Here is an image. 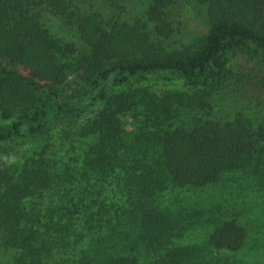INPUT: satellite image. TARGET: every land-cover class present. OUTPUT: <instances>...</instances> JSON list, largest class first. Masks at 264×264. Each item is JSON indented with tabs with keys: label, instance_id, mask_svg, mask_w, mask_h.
Instances as JSON below:
<instances>
[{
	"label": "trees",
	"instance_id": "1",
	"mask_svg": "<svg viewBox=\"0 0 264 264\" xmlns=\"http://www.w3.org/2000/svg\"><path fill=\"white\" fill-rule=\"evenodd\" d=\"M111 1L105 21L97 0H0V264H264V234L239 222L232 199L183 212L158 203L171 187L229 185L234 173L264 181V131L194 118L233 58L264 61V0H204L210 28L185 52L148 49L143 22H121ZM174 3L151 0L144 20L168 18ZM71 70L86 92H61ZM153 80L191 93L144 87ZM130 115L143 120L138 138ZM75 133L89 139L77 171L49 140ZM26 143L33 151L12 149ZM208 223L209 237L181 242Z\"/></svg>",
	"mask_w": 264,
	"mask_h": 264
},
{
	"label": "rangeland",
	"instance_id": "2",
	"mask_svg": "<svg viewBox=\"0 0 264 264\" xmlns=\"http://www.w3.org/2000/svg\"><path fill=\"white\" fill-rule=\"evenodd\" d=\"M150 3L151 0H119L117 4L123 18L121 22L129 20L128 26L131 28L135 27L136 22H143L137 26L139 29L136 33L140 34L146 47L148 44L150 46L158 44V48L164 52L191 51L192 47L207 34L210 28L208 6L204 0H176V3L172 5L169 17H161L155 22L144 20L145 11ZM96 4L102 19L110 21L114 15L115 7L112 6V1L97 0ZM85 6L84 9H88V6ZM42 20L52 34L61 39L66 38L72 44L78 45V42L73 39L74 31L65 29L57 19L43 17ZM153 48L155 47L152 46L148 49ZM66 75V80L60 86L62 93L72 96L86 92L84 84L75 70L67 72ZM144 87L159 94L169 90L191 93V90L179 81L153 80L146 83ZM208 87L215 90L210 107L208 105L206 110L194 114V118L201 122L210 121L212 124L221 126L247 129L256 136L264 131V61L237 56L230 61L223 74ZM100 109L98 107L94 112L88 113L86 119L92 118ZM141 122L143 120L138 121L134 116L127 117L126 129H128L131 138H138V128ZM80 135L75 133L66 140L58 137L56 139L54 136L55 141L50 138L51 157L55 160L68 162L67 164L77 171L81 167L85 142L89 141L87 137L84 138ZM262 143L264 144V142ZM33 146L36 145L26 143L15 145L12 149L18 151L19 155H24L28 150L33 151ZM249 175V173L227 175V180L231 184L228 185L227 182L224 184L227 186L225 188L222 185L206 188L171 187L158 200V203L171 210L179 207L183 212L185 209L191 210L192 208L203 207L202 209H205L210 203H223L225 202L224 198H230L241 214L238 218L239 222L242 224H246L247 221L254 222L259 228L256 229L252 226L253 229L264 234V181L262 183L255 181L252 179L254 176L247 177ZM260 176V179H264V175ZM228 206L233 207L230 203ZM210 232L209 223L207 226L190 229L181 242L203 241L209 237Z\"/></svg>",
	"mask_w": 264,
	"mask_h": 264
}]
</instances>
